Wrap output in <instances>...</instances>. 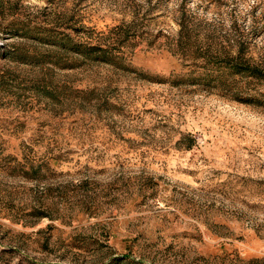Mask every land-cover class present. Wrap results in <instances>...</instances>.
I'll list each match as a JSON object with an SVG mask.
<instances>
[{
    "label": "rangeland",
    "instance_id": "1",
    "mask_svg": "<svg viewBox=\"0 0 264 264\" xmlns=\"http://www.w3.org/2000/svg\"><path fill=\"white\" fill-rule=\"evenodd\" d=\"M63 33L118 68L53 65ZM240 50L264 72V0H0V264H264V78L223 69Z\"/></svg>",
    "mask_w": 264,
    "mask_h": 264
},
{
    "label": "trees",
    "instance_id": "2",
    "mask_svg": "<svg viewBox=\"0 0 264 264\" xmlns=\"http://www.w3.org/2000/svg\"><path fill=\"white\" fill-rule=\"evenodd\" d=\"M53 33V32H52ZM180 41L178 43V47L181 51H184L189 48L186 51V54L190 56L193 60L197 59L198 57V50H193L190 47H192L191 42V35L189 33V30L185 26L184 23L181 24V30H180ZM62 41L57 42L56 39H53L52 43H49L50 46L56 47L58 50L63 51L64 53H67L69 55H65L67 57L66 60L63 59L64 55L60 54L59 56L57 54L52 55V64L55 66H59L62 69H72L76 68L78 66H81L84 63L93 62L97 64H110L114 67L119 66V62H117V58H115L114 55L111 54L109 50H106L105 48L101 46H92V45H86L82 43H76L72 41L67 34H61ZM64 39V40H63ZM21 49L19 47L15 48L13 51L14 55H20ZM18 53V54H17ZM52 54H54L52 52ZM243 51H239V56L235 58L234 60H231V58L226 55V59L224 61L223 69L229 70L234 75H245L247 77H252L256 79H263L264 78V72L260 70L257 67H252L249 65L245 58L242 56ZM21 57V56H20ZM29 56H27L26 53H24V60L27 61ZM31 59H35L34 57H31ZM233 61V62H232ZM211 70H207L206 74H203L199 76L198 79H192L194 83H196V80L202 79L204 81V85L206 87H212L210 84L213 78V75L210 74ZM175 80L174 83L179 84L180 79ZM214 79V78H213ZM128 256L124 257L122 260V264L125 263V261L128 260ZM134 264H138L136 261H133Z\"/></svg>",
    "mask_w": 264,
    "mask_h": 264
}]
</instances>
